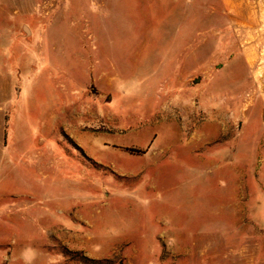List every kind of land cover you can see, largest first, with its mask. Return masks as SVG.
<instances>
[{"label":"rangeland","instance_id":"374dc122","mask_svg":"<svg viewBox=\"0 0 264 264\" xmlns=\"http://www.w3.org/2000/svg\"><path fill=\"white\" fill-rule=\"evenodd\" d=\"M0 100V264H264V0H0Z\"/></svg>","mask_w":264,"mask_h":264},{"label":"crops","instance_id":"0c3cea01","mask_svg":"<svg viewBox=\"0 0 264 264\" xmlns=\"http://www.w3.org/2000/svg\"><path fill=\"white\" fill-rule=\"evenodd\" d=\"M230 4L227 5L226 2H224V5L226 8H229L230 6L233 8V9H238L239 8V4L236 3L235 5H232L231 2H229ZM241 7V6H240ZM235 20H238L239 23H241L240 19L237 18V17H234ZM256 57H252L253 60H256L255 59ZM11 104H10V101H7V100H0V152H4L7 148V146L5 145V138L7 136L11 137L12 136V120H11Z\"/></svg>","mask_w":264,"mask_h":264},{"label":"water","instance_id":"95a60500","mask_svg":"<svg viewBox=\"0 0 264 264\" xmlns=\"http://www.w3.org/2000/svg\"><path fill=\"white\" fill-rule=\"evenodd\" d=\"M24 30H25V32H26L27 34H29V31H28V29H27L26 27H24Z\"/></svg>","mask_w":264,"mask_h":264},{"label":"trees","instance_id":"16d2710c","mask_svg":"<svg viewBox=\"0 0 264 264\" xmlns=\"http://www.w3.org/2000/svg\"><path fill=\"white\" fill-rule=\"evenodd\" d=\"M130 152L139 153L140 151L129 150Z\"/></svg>","mask_w":264,"mask_h":264}]
</instances>
